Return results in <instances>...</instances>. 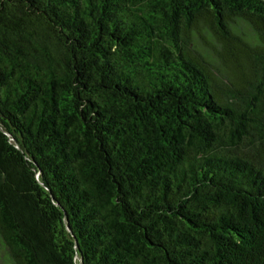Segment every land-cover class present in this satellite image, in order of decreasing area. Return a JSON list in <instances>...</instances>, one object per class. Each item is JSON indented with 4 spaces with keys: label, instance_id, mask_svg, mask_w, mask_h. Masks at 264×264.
I'll return each instance as SVG.
<instances>
[{
    "label": "trees",
    "instance_id": "trees-1",
    "mask_svg": "<svg viewBox=\"0 0 264 264\" xmlns=\"http://www.w3.org/2000/svg\"><path fill=\"white\" fill-rule=\"evenodd\" d=\"M0 240L264 264V0H0Z\"/></svg>",
    "mask_w": 264,
    "mask_h": 264
},
{
    "label": "rangeland",
    "instance_id": "rangeland-1",
    "mask_svg": "<svg viewBox=\"0 0 264 264\" xmlns=\"http://www.w3.org/2000/svg\"><path fill=\"white\" fill-rule=\"evenodd\" d=\"M0 264H12L9 259L7 250L4 247L1 240H0Z\"/></svg>",
    "mask_w": 264,
    "mask_h": 264
}]
</instances>
